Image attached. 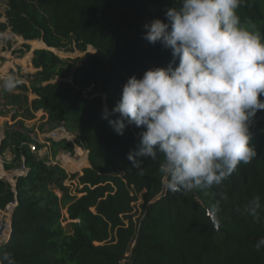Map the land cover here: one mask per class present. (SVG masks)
<instances>
[{
  "label": "trees",
  "instance_id": "trees-1",
  "mask_svg": "<svg viewBox=\"0 0 264 264\" xmlns=\"http://www.w3.org/2000/svg\"><path fill=\"white\" fill-rule=\"evenodd\" d=\"M173 6L179 0L8 1L7 22L25 39H42L56 49L94 48L82 61L35 50L33 62L41 70L34 103L51 121L76 131L77 143L89 149L81 181L91 187L85 185L81 197L71 196L63 185L65 170L49 169L28 148L17 150L29 173L38 176L26 175L27 188L19 177L16 190L0 177V209L18 201L11 236L0 243V252L10 251L16 264H264V248L255 247L264 238V120L251 128L257 157L250 164H241L219 187L181 194L163 187L162 157L146 159L143 175L132 167L128 156L139 149L143 129L130 125L121 136L102 118L129 77L142 78L171 62L170 50L143 37L144 25L167 22L166 9ZM240 13L256 21L264 36V0H247ZM58 183L61 197L51 186ZM200 194L212 200L211 208ZM255 196L261 199L260 222L243 213ZM140 199L142 211L134 218L133 202ZM60 204L78 220L72 234L61 225Z\"/></svg>",
  "mask_w": 264,
  "mask_h": 264
},
{
  "label": "clouds",
  "instance_id": "clouds-1",
  "mask_svg": "<svg viewBox=\"0 0 264 264\" xmlns=\"http://www.w3.org/2000/svg\"><path fill=\"white\" fill-rule=\"evenodd\" d=\"M246 3L179 0V7L166 9L167 22L146 23L143 38L170 50L172 60L129 77L111 112L104 108L102 118L118 135L130 125L143 129L128 159L143 175L146 159L162 157L158 171L172 193L219 187L257 157L251 128L264 110V36L256 21L242 18ZM20 84L9 74L0 88L12 92ZM260 209L255 196L243 213L260 222ZM255 247L264 248V238ZM5 262L16 264L10 251L0 252Z\"/></svg>",
  "mask_w": 264,
  "mask_h": 264
},
{
  "label": "rangeland",
  "instance_id": "rangeland-1",
  "mask_svg": "<svg viewBox=\"0 0 264 264\" xmlns=\"http://www.w3.org/2000/svg\"><path fill=\"white\" fill-rule=\"evenodd\" d=\"M9 0H0V81L9 74H14L18 79L22 81L14 91L7 92L0 88V127L4 129L6 135L4 142L0 148V163L3 168L1 171H5L7 175H14L12 180L15 184L18 178L21 177L16 174L22 169V162L17 158V150L27 148L25 145L26 135L18 131L16 128L21 127L24 131H32L30 127L31 123H34L37 118V112L39 108L36 107L34 101L38 98V95L34 91V85H37L40 75L38 71L41 70L34 65L33 59L35 56L36 49H42L47 47L42 39L27 40L23 36L16 34L9 23L7 22L6 12L8 10ZM55 53L61 57L76 58L79 57L82 61L86 57L87 51H93L92 46L88 47L87 51H82L73 44L66 49L52 48ZM59 79V78H57ZM40 115V114H39ZM45 117V116H42ZM50 123L55 122L50 120ZM69 130V129H68ZM70 132L76 136V131L70 130ZM66 142L63 141L57 144V148L65 150ZM9 150L12 151V158L7 159L5 156H9ZM54 154L55 149L53 148ZM89 163V162H88ZM8 166H11L9 170ZM49 169H53L51 164L47 163ZM56 175L64 177L63 173L56 171ZM21 179V187L27 188L30 186L29 178L27 176L35 177L37 173H29ZM55 187V191L61 190V184H51ZM76 190L77 187L75 186ZM63 196V194H62ZM205 194H200L201 201L205 203L207 207H212V200L206 199ZM137 211L134 213V218H137L141 214V199L138 200ZM61 211V225L68 234L73 233V224L77 222L76 219H71L68 212V205L63 206L60 204Z\"/></svg>",
  "mask_w": 264,
  "mask_h": 264
},
{
  "label": "built area",
  "instance_id": "built-area-1",
  "mask_svg": "<svg viewBox=\"0 0 264 264\" xmlns=\"http://www.w3.org/2000/svg\"><path fill=\"white\" fill-rule=\"evenodd\" d=\"M36 114L37 118L35 119V122H28L31 123L32 127L30 128L32 131H24V129L21 127H17L16 129L26 135L27 139L25 145H27L29 152L32 153L37 160L44 161L48 164H51L52 166H57L65 170L67 176L63 180L64 187L71 196L81 197L83 194H85V185L91 187L90 183H83L81 181V176L84 174V169L87 166H84L77 171H71L65 166L63 157H81L86 155L89 161V149L77 143L76 136L73 135L70 130H68L63 122L55 124L50 123L49 113L45 109H39V112ZM263 120L264 110H261L257 114L252 127ZM5 137L6 135L4 133V129L0 127V148L5 140ZM63 141L66 143H74V147L72 149L65 148V150L58 148L57 153L55 152L56 154H54L53 148H55V145L57 146L58 143ZM9 154L10 155L5 156V158L11 159V150H9ZM1 158L2 156H0V159ZM19 160L22 162V169L16 175H18V177L23 176L21 174H25V172L26 175H28L30 168L26 164V157L23 153L21 154ZM2 165L3 164L0 163V169L3 168ZM0 177L9 182L15 190V184L12 181L15 177L13 174L7 175L5 171L3 172L0 170ZM75 186L77 189L79 188V190H76ZM62 193V190L56 191V194H58L60 197L62 196ZM137 202L138 201L133 202L136 207L138 206ZM17 204L18 201L15 200L14 202L9 203L4 209H0V243L7 242L11 236L13 213Z\"/></svg>",
  "mask_w": 264,
  "mask_h": 264
},
{
  "label": "bare ground",
  "instance_id": "bare-ground-1",
  "mask_svg": "<svg viewBox=\"0 0 264 264\" xmlns=\"http://www.w3.org/2000/svg\"><path fill=\"white\" fill-rule=\"evenodd\" d=\"M45 45H47L45 43ZM64 158V164L66 167L69 168V170L71 171H77L79 169H81L82 167H84L87 163H88V159L85 156H78V157H72V156H65ZM89 166V163H88Z\"/></svg>",
  "mask_w": 264,
  "mask_h": 264
},
{
  "label": "water",
  "instance_id": "water-1",
  "mask_svg": "<svg viewBox=\"0 0 264 264\" xmlns=\"http://www.w3.org/2000/svg\"><path fill=\"white\" fill-rule=\"evenodd\" d=\"M45 48H47V49H50V50H53L51 47H49V46H47V47H45Z\"/></svg>",
  "mask_w": 264,
  "mask_h": 264
}]
</instances>
